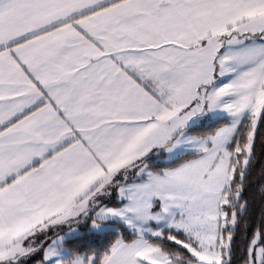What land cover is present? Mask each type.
<instances>
[{
    "label": "snow or ice",
    "instance_id": "snow-or-ice-1",
    "mask_svg": "<svg viewBox=\"0 0 264 264\" xmlns=\"http://www.w3.org/2000/svg\"><path fill=\"white\" fill-rule=\"evenodd\" d=\"M0 264H264V0H0Z\"/></svg>",
    "mask_w": 264,
    "mask_h": 264
},
{
    "label": "trees",
    "instance_id": "trees-1",
    "mask_svg": "<svg viewBox=\"0 0 264 264\" xmlns=\"http://www.w3.org/2000/svg\"><path fill=\"white\" fill-rule=\"evenodd\" d=\"M249 199L252 200L254 209L258 212L259 208L261 207L259 197L255 196L252 192H250Z\"/></svg>",
    "mask_w": 264,
    "mask_h": 264
}]
</instances>
